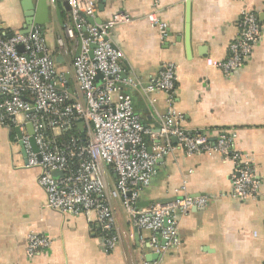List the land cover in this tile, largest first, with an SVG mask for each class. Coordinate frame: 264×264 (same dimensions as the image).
<instances>
[{
	"label": "crops",
	"instance_id": "1",
	"mask_svg": "<svg viewBox=\"0 0 264 264\" xmlns=\"http://www.w3.org/2000/svg\"><path fill=\"white\" fill-rule=\"evenodd\" d=\"M245 11L257 14L262 39L244 66L226 76L217 65L227 59ZM120 13L132 22L113 26L110 35L124 56L123 77L139 83L122 92L131 97L142 124L159 133L154 101L160 113L173 107L182 128L204 133L211 142L235 133L236 150L253 156L259 196L233 197V164L221 155L188 156L180 149L157 165L139 204L191 196L207 198V206L179 217V244L159 253L149 244L154 234L133 227L121 202L114 201L119 243L107 251L94 212L63 214L47 207L38 184L41 169L27 166L16 132L28 133L27 125L20 127L26 121L21 115L16 126L0 124V264H264V0H97L91 22L105 24ZM150 17L167 25L166 38ZM69 23L66 0H0V31L11 36L42 27L58 73L74 88L79 47L69 56L57 47L59 37L70 46ZM166 64L176 68L174 93H147L144 88ZM147 142L152 145L151 138ZM106 174L112 187L116 176L110 168ZM31 235L49 236L53 243L29 257Z\"/></svg>",
	"mask_w": 264,
	"mask_h": 264
},
{
	"label": "built area",
	"instance_id": "2",
	"mask_svg": "<svg viewBox=\"0 0 264 264\" xmlns=\"http://www.w3.org/2000/svg\"><path fill=\"white\" fill-rule=\"evenodd\" d=\"M56 1L50 0L52 4ZM66 2L70 23L65 26V34L70 46L59 37L57 47L63 56L79 47L73 59L74 88L58 73L42 27L11 36L0 31V124L16 126L21 115L26 119L20 126L23 131L27 124H32L37 152L32 148L29 133H21V142L27 166L41 169L38 184L46 192L47 207L63 214L94 212L101 244L112 251L119 243L113 207L118 200L133 227L154 234L149 244L157 252L175 247L179 244V217L205 208L207 198L177 197L146 207L139 206V200L142 189L156 175L157 165L180 149L188 156L221 155L233 164V197L256 199L261 184L254 159L236 150L235 133L221 134L211 142L204 133L182 128L173 107L160 113L154 101L151 111L160 125L159 133L142 124L131 97L122 92L124 86L137 87L139 83L123 77L124 56L110 35L113 26L131 23L130 16L120 13L105 24H96L91 18L97 0ZM150 18L152 25L161 30L162 38H166L167 25ZM238 29L227 59L217 65L226 76L244 66L262 39L258 16L252 11L243 12ZM176 80L175 66L166 64L144 89L149 94L166 92L171 96ZM75 127L77 135L67 137ZM147 138L152 139L151 146ZM108 168L116 176L112 187L107 180ZM54 173L60 175L54 177ZM160 240L165 241L164 245ZM52 243L49 236L31 235L27 255L33 257Z\"/></svg>",
	"mask_w": 264,
	"mask_h": 264
},
{
	"label": "water",
	"instance_id": "3",
	"mask_svg": "<svg viewBox=\"0 0 264 264\" xmlns=\"http://www.w3.org/2000/svg\"><path fill=\"white\" fill-rule=\"evenodd\" d=\"M92 48H94V46H92ZM18 50H19L20 52L23 51L21 47H19ZM91 56H92V54H91ZM99 78H100V75H99ZM80 124L82 125V123H80ZM27 130H28V133H29V135H30V142H31L32 148H33V150H34L35 152H37V148H36L35 141H34V132H33V126H32V124H30V123L27 124ZM16 132H17V135H18V137H19V139H20V141H21V139H22V134H21L19 128H16ZM173 141H174L175 143L177 142L176 139H174ZM21 144H22V142H21ZM22 145H23V144H22ZM59 175H60L59 173H54V174H53L54 177H58ZM139 206L143 207L141 204H139ZM164 243H165V241H163V244H164Z\"/></svg>",
	"mask_w": 264,
	"mask_h": 264
},
{
	"label": "trees",
	"instance_id": "4",
	"mask_svg": "<svg viewBox=\"0 0 264 264\" xmlns=\"http://www.w3.org/2000/svg\"><path fill=\"white\" fill-rule=\"evenodd\" d=\"M77 132H78V128L75 127L74 130L71 132V134H69L67 137H69L72 134L77 135Z\"/></svg>",
	"mask_w": 264,
	"mask_h": 264
}]
</instances>
